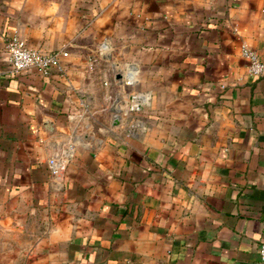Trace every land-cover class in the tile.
Segmentation results:
<instances>
[{
  "label": "crops",
  "instance_id": "obj_1",
  "mask_svg": "<svg viewBox=\"0 0 264 264\" xmlns=\"http://www.w3.org/2000/svg\"><path fill=\"white\" fill-rule=\"evenodd\" d=\"M13 35L68 55L13 73ZM243 45L264 64V0H0V264H263L264 72Z\"/></svg>",
  "mask_w": 264,
  "mask_h": 264
},
{
  "label": "built area",
  "instance_id": "obj_2",
  "mask_svg": "<svg viewBox=\"0 0 264 264\" xmlns=\"http://www.w3.org/2000/svg\"><path fill=\"white\" fill-rule=\"evenodd\" d=\"M5 54L9 70L13 73L35 69L42 76L49 75L53 68L59 67L61 58L67 57L68 52L63 48L53 51H42L29 47L20 37L13 35L5 44ZM100 52L107 56L110 52V42L104 41L100 45ZM241 55L247 60V70L250 75L260 76L264 72V64L259 60L257 54L243 45ZM114 75L120 78L125 85H131L136 81L137 72L133 66H115ZM143 95L133 93L130 100L135 104L143 102ZM68 158L63 155H54L47 161L49 172L54 178H59L65 170ZM259 258L264 264V238L259 245Z\"/></svg>",
  "mask_w": 264,
  "mask_h": 264
},
{
  "label": "water",
  "instance_id": "obj_3",
  "mask_svg": "<svg viewBox=\"0 0 264 264\" xmlns=\"http://www.w3.org/2000/svg\"><path fill=\"white\" fill-rule=\"evenodd\" d=\"M118 123V115H114V124Z\"/></svg>",
  "mask_w": 264,
  "mask_h": 264
},
{
  "label": "rangeland",
  "instance_id": "obj_4",
  "mask_svg": "<svg viewBox=\"0 0 264 264\" xmlns=\"http://www.w3.org/2000/svg\"><path fill=\"white\" fill-rule=\"evenodd\" d=\"M67 47H68V46H63V49L67 51Z\"/></svg>",
  "mask_w": 264,
  "mask_h": 264
}]
</instances>
